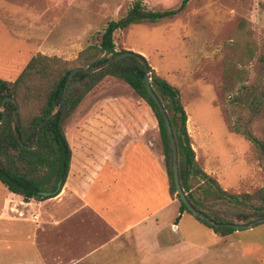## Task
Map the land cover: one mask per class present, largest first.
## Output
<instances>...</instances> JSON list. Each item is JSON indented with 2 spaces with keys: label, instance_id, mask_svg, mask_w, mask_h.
I'll return each instance as SVG.
<instances>
[{
  "label": "rangeland",
  "instance_id": "1",
  "mask_svg": "<svg viewBox=\"0 0 264 264\" xmlns=\"http://www.w3.org/2000/svg\"><path fill=\"white\" fill-rule=\"evenodd\" d=\"M132 1L0 0V78L18 77L38 54L75 63L80 51L99 44L107 23L121 18ZM141 1L155 11L177 8L181 2ZM114 43L116 52L142 55L179 90L195 158L222 189L252 194L264 185V159L242 134L248 131L264 142V0H190L173 19L115 32ZM33 82L44 85L46 80ZM113 96L147 108L143 117L152 124L150 139L163 156L156 118L130 87L106 77L92 90L90 104ZM7 192L0 183V205ZM31 215L26 210L27 222L20 228L24 234L11 236L9 242H27L37 226ZM204 227L182 222L178 231L169 229L170 258L163 264H264V223L215 237V245ZM52 235L49 242L58 244ZM14 247H0L4 264L16 256L18 245Z\"/></svg>",
  "mask_w": 264,
  "mask_h": 264
},
{
  "label": "crops",
  "instance_id": "2",
  "mask_svg": "<svg viewBox=\"0 0 264 264\" xmlns=\"http://www.w3.org/2000/svg\"><path fill=\"white\" fill-rule=\"evenodd\" d=\"M91 94L64 125L72 158L60 192L28 202L10 192L3 196L0 247L18 245L10 264H163L170 258L169 229L178 231L182 222L205 226L181 213L169 194L163 156L150 139L152 124L143 117L147 108L117 96L91 105ZM28 209L37 226L27 242H9L24 234L20 228ZM204 228L212 245L215 237L223 239ZM51 235L58 244L49 242Z\"/></svg>",
  "mask_w": 264,
  "mask_h": 264
},
{
  "label": "trees",
  "instance_id": "3",
  "mask_svg": "<svg viewBox=\"0 0 264 264\" xmlns=\"http://www.w3.org/2000/svg\"><path fill=\"white\" fill-rule=\"evenodd\" d=\"M189 1L181 0L177 8L155 11L147 9L141 0H133L121 18L107 23L99 44L89 45L80 51L75 63L38 54L28 61L14 80L0 78V107L5 97L14 98L19 107L16 110L15 103L5 102V118L0 123V183L8 192L22 197L25 202L31 199L41 201L51 198L43 197L41 192L55 191L60 181L61 187L64 185L72 152L63 127L83 98L104 78L111 77L130 87L151 109L157 121L163 147V162L168 178L169 194L178 200L181 213L190 214L176 195L172 175V152L164 121L146 92L144 66L133 57H125L96 72L75 73L67 86L61 109L41 126L35 143L37 127L58 107L67 75L72 69L95 67L109 57L121 53L115 51V32L136 24L158 23L173 19L183 12ZM149 70L151 87L165 108L173 131L177 147L180 185L187 200L200 213L216 223H247L252 221V218L264 217V185L252 194L229 193L199 166L187 132V114L179 90L157 75L150 66ZM41 79L46 80L44 85L33 82ZM14 123L23 145L32 146V148L26 149L19 144L13 131ZM242 134L264 159V142L248 131ZM59 192L60 190L52 197ZM195 218L220 237L235 232L230 228L213 227L202 219Z\"/></svg>",
  "mask_w": 264,
  "mask_h": 264
},
{
  "label": "water",
  "instance_id": "4",
  "mask_svg": "<svg viewBox=\"0 0 264 264\" xmlns=\"http://www.w3.org/2000/svg\"><path fill=\"white\" fill-rule=\"evenodd\" d=\"M125 57H133L135 58L137 61H139L145 69V74H144V86L146 89V92L148 93L149 97L152 99V101L154 102V104L156 105L158 111L160 112L162 119L164 121V125L167 131V135L169 138V142H170V147H171V152H172V175H173V182H174V186H175V190H176V195L179 197V200L184 204V206L186 207V209L190 212L191 215H193L194 217H198L200 219H202L204 222H206L207 224L213 226V227H225V228H230L233 229L235 231H240V230H248L251 229L259 224L264 223V217L261 218H257L254 219L250 222L247 223H216L214 221H212L211 219H209L205 214L200 213L197 209H195L192 204L187 200L186 194L184 193L181 185H180V180H179V175H178V156H177V147H176V142H175V138L173 135V131L170 125V121L167 115V112L165 110V108L163 107V105L161 104L160 100L158 99V97L156 96V94L154 93L151 84H150V70H149V65L147 63V61L145 60V58L137 53H134L132 51L126 50L123 51L121 53H118L117 55L113 56V57H109L107 60H105L103 63L95 66V67H91V68H81V67H76L74 69H72L69 74L67 75L65 84H64V89H63V94H62V98L61 101L58 105V107L56 108V110L51 113L50 115H48L44 121L40 122L38 127H37V135H36V141L38 140V134H39V130L41 128V126L47 122L48 120L52 119L57 113L58 111L61 109L62 104L64 102L65 96H66V92H67V86L71 80V78L73 77V75L77 72H83V73H92V72H96L108 65H110L113 62H116L118 60H121ZM10 101L15 103L16 105V110H18V104L16 102V100L14 98L11 97H5L2 99L1 101V107L0 110L2 112V118L0 119V123L3 122L4 118H5V113H4V104L5 102ZM13 131H14V135L16 137V139L18 140L19 144L23 147H25L26 149H30L32 148V146H25L23 145V143L20 140V137L18 135L17 129H16V125L15 123L13 124ZM61 189V181L58 182L56 190L53 192H41L40 194L43 197H52L53 195H55L59 190Z\"/></svg>",
  "mask_w": 264,
  "mask_h": 264
}]
</instances>
